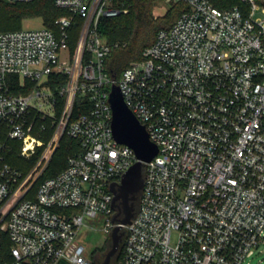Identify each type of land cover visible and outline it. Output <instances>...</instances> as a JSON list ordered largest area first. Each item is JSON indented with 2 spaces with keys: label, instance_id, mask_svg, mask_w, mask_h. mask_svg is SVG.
<instances>
[{
  "label": "built area",
  "instance_id": "built-area-1",
  "mask_svg": "<svg viewBox=\"0 0 264 264\" xmlns=\"http://www.w3.org/2000/svg\"><path fill=\"white\" fill-rule=\"evenodd\" d=\"M164 1L187 10L116 79L98 31L127 11L114 0H53L65 11L53 28L0 32V264L95 263L78 232L85 219L107 235L119 224L110 186L136 161L112 134V85L157 147L117 264H250L264 249V2ZM63 135L77 150L39 179ZM13 142L21 160L37 157L30 169L6 161Z\"/></svg>",
  "mask_w": 264,
  "mask_h": 264
},
{
  "label": "trees",
  "instance_id": "trees-1",
  "mask_svg": "<svg viewBox=\"0 0 264 264\" xmlns=\"http://www.w3.org/2000/svg\"><path fill=\"white\" fill-rule=\"evenodd\" d=\"M219 8L230 7L241 4L240 0H211ZM260 2V0H257ZM156 0H114V4L126 8L113 18H102L98 22V31L105 42L109 45V51L104 58V69L111 79H116L121 74L129 61L141 59V51L151 44L159 29H166L175 21L183 11L187 10L184 1L170 2V9L160 17L152 15V9ZM65 11L54 6L53 0H30V1H7L0 0V32L21 28V21L26 18L39 17L45 27L53 28L54 19ZM20 26V27H19ZM80 20L75 19L68 29L67 43L74 49ZM64 81V77L62 78ZM62 82V81H61ZM113 86V85H112ZM111 88V86H110ZM62 100H59L61 102ZM78 97L74 101V112L76 110ZM50 129L40 135L44 140L50 135ZM13 142L11 147L4 153L6 161L12 167L28 170L37 159L36 156L29 160H21L16 155V146ZM77 142L66 136H62L59 144L53 152L50 161L41 172L39 179L56 174L65 166L67 156L77 150ZM8 242L6 237L0 236V257L6 250ZM108 247L107 242L96 252L97 255ZM119 250L115 254L113 264H117Z\"/></svg>",
  "mask_w": 264,
  "mask_h": 264
},
{
  "label": "water",
  "instance_id": "water-1",
  "mask_svg": "<svg viewBox=\"0 0 264 264\" xmlns=\"http://www.w3.org/2000/svg\"><path fill=\"white\" fill-rule=\"evenodd\" d=\"M108 100L111 107V129L114 139L118 143L132 148L136 161L123 173L118 184L112 183V206L116 210L112 220L115 225L108 235L107 250L101 262L94 264H108L119 250L123 231L121 225L130 221L135 211L134 201L142 187V162L149 161L157 152L156 145L148 138L143 125L125 105L117 86L110 88Z\"/></svg>",
  "mask_w": 264,
  "mask_h": 264
},
{
  "label": "rangeland",
  "instance_id": "rangeland-1",
  "mask_svg": "<svg viewBox=\"0 0 264 264\" xmlns=\"http://www.w3.org/2000/svg\"><path fill=\"white\" fill-rule=\"evenodd\" d=\"M264 2V0H260ZM170 9V2L164 0H156L152 9L154 17H160ZM21 28H34L43 26L41 18L31 17L21 21ZM19 26V27H20ZM66 56L65 53L62 54ZM32 165L28 168L30 169ZM100 220L85 219V225L82 226L78 232V240L85 247V254L89 259H94L96 252L108 241V235L99 229ZM100 255H97V258ZM264 259V249L258 253L255 251L254 255L250 258V264H257L258 260Z\"/></svg>",
  "mask_w": 264,
  "mask_h": 264
},
{
  "label": "flooded vegetation",
  "instance_id": "flooded-vegetation-1",
  "mask_svg": "<svg viewBox=\"0 0 264 264\" xmlns=\"http://www.w3.org/2000/svg\"><path fill=\"white\" fill-rule=\"evenodd\" d=\"M139 192H140V191H139ZM139 192H138L137 197H136V199H135V201H134V209H136V205H137V200H138ZM106 250H107V249H106ZM106 250H104V251H102L101 253H99L100 256H99L98 258H96L97 262H101V261L103 260L104 253H105ZM114 258H115V255H114L113 257H111V259H110V261H109L108 264H113V260H114Z\"/></svg>",
  "mask_w": 264,
  "mask_h": 264
}]
</instances>
